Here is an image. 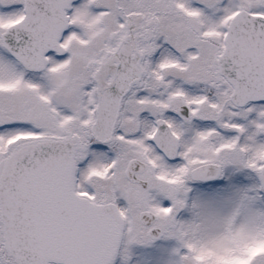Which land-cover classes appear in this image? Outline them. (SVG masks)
<instances>
[{"label": "snow or ice", "instance_id": "6c2138e0", "mask_svg": "<svg viewBox=\"0 0 264 264\" xmlns=\"http://www.w3.org/2000/svg\"><path fill=\"white\" fill-rule=\"evenodd\" d=\"M0 264H264V0H0Z\"/></svg>", "mask_w": 264, "mask_h": 264}]
</instances>
